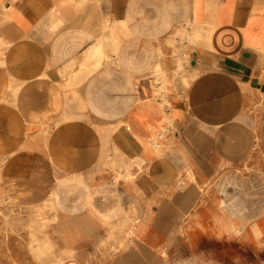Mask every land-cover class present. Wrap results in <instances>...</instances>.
<instances>
[{
  "label": "crops",
  "instance_id": "0c3cea01",
  "mask_svg": "<svg viewBox=\"0 0 264 264\" xmlns=\"http://www.w3.org/2000/svg\"><path fill=\"white\" fill-rule=\"evenodd\" d=\"M9 202L48 263L264 264V0H0Z\"/></svg>",
  "mask_w": 264,
  "mask_h": 264
},
{
  "label": "rangeland",
  "instance_id": "374dc122",
  "mask_svg": "<svg viewBox=\"0 0 264 264\" xmlns=\"http://www.w3.org/2000/svg\"><path fill=\"white\" fill-rule=\"evenodd\" d=\"M86 189L75 187L74 193L81 197ZM80 201V198H79ZM38 209L17 207L13 203L0 204V249L10 256L13 263L7 264H63L48 263L50 251L48 245V235L43 236V232L48 231L49 221L34 219L33 212ZM43 211H45L43 209ZM39 212H41L39 210ZM8 218V219H7ZM43 231V232H42ZM236 249V248H235ZM38 250V251H37ZM38 252V253H37ZM87 255L91 260L98 256L110 253L90 251L89 253H74V255ZM244 254L247 258H262L264 253H252L251 251L242 252L235 250V256ZM39 257V258H38ZM6 264V263H0ZM64 264H111V263H64ZM241 264V263H233ZM245 264V263H243ZM254 264V263H249Z\"/></svg>",
  "mask_w": 264,
  "mask_h": 264
},
{
  "label": "bare ground",
  "instance_id": "6f19581e",
  "mask_svg": "<svg viewBox=\"0 0 264 264\" xmlns=\"http://www.w3.org/2000/svg\"><path fill=\"white\" fill-rule=\"evenodd\" d=\"M13 5V4H12ZM44 140V139H43ZM128 149V148H127ZM119 162V161H118ZM121 164V163H120ZM122 170V169H121ZM121 173V172H120ZM8 219V218H7ZM38 251V250H37ZM38 253V252H37ZM106 256V255H105ZM39 258V257H38ZM71 260V259H70ZM45 264V263H44ZM64 264V263H63Z\"/></svg>",
  "mask_w": 264,
  "mask_h": 264
}]
</instances>
